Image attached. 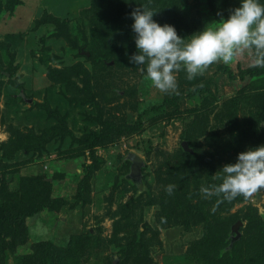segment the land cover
Masks as SVG:
<instances>
[{"label": "rangeland", "instance_id": "1", "mask_svg": "<svg viewBox=\"0 0 264 264\" xmlns=\"http://www.w3.org/2000/svg\"><path fill=\"white\" fill-rule=\"evenodd\" d=\"M94 1L100 10L108 2L0 0V186L11 192L34 187V210L18 221L24 234L2 250L0 264H18L43 243L77 245L78 264H250L254 229L243 215L264 221V189L231 202L205 199L200 188L220 183L215 172L237 152L264 143V67L252 66L245 50L191 80L178 71L177 89L162 93L118 52L129 19L113 16L99 25L105 31L88 34ZM152 1L126 7L154 10ZM215 6L213 0H176L165 14L188 36L219 21ZM84 35L92 38L86 51L93 58L75 46H83ZM111 121L124 132L92 147L84 142ZM20 137L33 145L31 152L13 144ZM184 137L199 153L194 175L180 155L188 152ZM129 152L144 161L140 184L125 177ZM235 216L240 236L230 241L233 224L227 222ZM225 228L229 237L214 241Z\"/></svg>", "mask_w": 264, "mask_h": 264}, {"label": "clouds", "instance_id": "2", "mask_svg": "<svg viewBox=\"0 0 264 264\" xmlns=\"http://www.w3.org/2000/svg\"><path fill=\"white\" fill-rule=\"evenodd\" d=\"M155 13L140 5L129 13L136 49L129 62L140 66L162 93L177 89L178 71L184 70L191 80L213 62L228 64L245 50L252 56V66L264 67V0H238L226 16L217 11L221 17L217 23H206L188 36L179 35L173 24L158 22ZM215 178L220 183L201 185L205 199L231 201L264 189V143L237 152L234 162L223 164ZM173 187L168 185L167 190Z\"/></svg>", "mask_w": 264, "mask_h": 264}, {"label": "trees", "instance_id": "3", "mask_svg": "<svg viewBox=\"0 0 264 264\" xmlns=\"http://www.w3.org/2000/svg\"><path fill=\"white\" fill-rule=\"evenodd\" d=\"M129 1H132V0H127V2L126 0H108V2L106 1L104 3L105 6L101 8V10L98 9V4L94 1V7L88 10V13L92 14L91 15L92 25L89 29H87L88 34H90L92 29H95V28H101L103 31H105L104 28H102L99 25H103V23L106 20H113V16H116L120 20H122L123 18L129 19L130 22L132 23L131 17L129 16L130 11L126 7ZM139 1L140 0H136V3ZM213 1L214 3H216V6H215L216 12L219 9H221L223 12H228L232 7L238 4V0H213ZM175 2L176 0L152 1V8H154V11H156L154 15V19H156L161 24L165 22L170 23L171 21H173L172 18H169L165 14V11H166V8H169V4L172 5ZM135 5L137 7L139 6L138 4H135ZM219 5L220 7H218ZM125 7L126 9H124ZM120 20H118V22H120ZM55 21H56L55 24H59V21L57 20ZM180 21L184 22L181 27L185 31H187L188 22L185 20V18L182 19L181 17H180ZM188 21L190 22L191 20H188ZM177 22L180 23L179 21ZM107 28H112V26L107 27ZM123 33L125 34V38L119 42L118 52L126 53L129 56L130 54L136 51L134 39H133L134 33L132 32L131 26L128 30L124 29ZM81 37L83 39L82 41L83 46L82 45L81 46L75 45V46L77 47V49L84 48L86 51V47L91 46L90 40L92 38L87 37L85 35ZM88 52H89V55L92 56L91 51H88ZM91 58H93V56ZM226 70H228L229 76H233V73L229 68L226 67ZM235 106L236 105H234V107ZM122 132H124V127L118 123H114L113 121H111L109 122V124L105 125V128L102 130V132H99V131L90 132L88 136L84 139V142H86V144L89 147H92L95 144L102 143L104 141H110L112 140V136L114 133H116L119 136V134H121ZM44 138H45V141L49 140V139H46V137ZM184 138H186V141H188L187 143H189V140H187L188 138L187 137H184ZM13 144L16 145L17 148L22 147V149L25 152H31V150H33V145L28 143L25 137L24 138L20 137V139H18L16 143H13ZM190 148L192 149V146ZM192 151L193 153H190V152L185 153L184 151L182 152L181 150L180 155L187 157L186 162L190 163L189 165L190 174L194 175V169L191 166L197 163L199 159L198 158L199 153L197 152V150H195V148L194 150L192 149ZM166 165L168 164L166 163L165 166ZM88 166L90 168L89 169L90 171L91 167L90 165ZM126 179L128 178L126 177ZM83 180L78 185V189L76 192L77 200L83 197V192L85 189V181ZM177 180H180L178 183L183 187L182 177L178 178ZM33 188L34 187H30V188L22 187L20 188L19 191L11 192V191H8L7 187L0 186V259H1L2 250L7 246H11L15 244L16 240L20 238L22 234H24L23 232H24L25 225L18 221L21 218H23L25 215H29L30 213H32L34 210V204H33L34 193L32 191ZM20 191L23 193L22 194L19 193ZM170 196L175 197L177 200L179 198V194H176V193H174V195L170 194ZM8 202L10 203L9 206L4 208L3 205L7 204ZM231 202H233V200H231ZM17 207L19 209H17ZM243 219H245L248 225L254 229V232L252 233V237H251L252 241H250L249 242L250 244H248L252 247V252L246 258V261L249 262L250 264H264V221L259 216L257 217L254 215H243ZM237 220H240V219L236 218V216L235 218L232 217L227 222V226L234 224L235 221ZM2 234H7L8 236H10V239L1 241L2 237H5V236H2ZM216 236H217V240H214V241H217L218 243H220L224 238L226 239V237H229L228 235H226V228L224 229V231L217 230ZM238 239H236V241ZM229 240L232 241L231 236L229 237ZM46 245H47L46 243L34 245L31 255L25 258L22 262L18 264H78L79 263L81 251L77 245L69 244L67 247H63V248H56V247H51L49 245L47 246ZM226 248L227 249L225 250L230 249L229 246H227Z\"/></svg>", "mask_w": 264, "mask_h": 264}, {"label": "water", "instance_id": "4", "mask_svg": "<svg viewBox=\"0 0 264 264\" xmlns=\"http://www.w3.org/2000/svg\"><path fill=\"white\" fill-rule=\"evenodd\" d=\"M86 55H89L88 51H85ZM182 147L184 150L192 153V149L188 146V143L186 140L182 141ZM127 159L131 161L130 165V171L126 175V177L136 184H140L142 181V167L144 166V161L141 156L134 152H129L127 154ZM241 220H237L232 226H231V232L233 233L231 236V240L234 241L239 238L240 232L238 231V226L241 225Z\"/></svg>", "mask_w": 264, "mask_h": 264}]
</instances>
